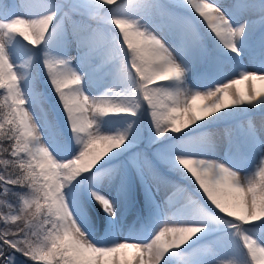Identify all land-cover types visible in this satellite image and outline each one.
<instances>
[{"label":"snow or ice","instance_id":"1","mask_svg":"<svg viewBox=\"0 0 264 264\" xmlns=\"http://www.w3.org/2000/svg\"><path fill=\"white\" fill-rule=\"evenodd\" d=\"M0 264H264V0H0Z\"/></svg>","mask_w":264,"mask_h":264},{"label":"rangeland","instance_id":"2","mask_svg":"<svg viewBox=\"0 0 264 264\" xmlns=\"http://www.w3.org/2000/svg\"><path fill=\"white\" fill-rule=\"evenodd\" d=\"M5 2H8V1L5 0ZM17 2H19V0H17ZM202 31H203V29H202ZM73 54H75V49L74 48H73ZM248 67H249V70H253V68H254V66L251 65V64H249ZM257 86L259 87V84ZM239 87H241L243 89L245 87V85L241 84V85H239ZM255 115H256L257 120H259L260 117H261V113L257 112ZM224 127H226V125L222 124L218 128H213V131H220ZM223 151H224L223 142L221 141L219 143V146L217 147V155L218 156H222L223 155ZM182 183L184 185L190 187V188L193 187V185H191V183L188 182V181H183ZM157 197H158V199H162L163 198V193H158ZM177 197H179V193L177 194ZM134 216H135V209H133L132 213L129 215V220L131 221L134 218Z\"/></svg>","mask_w":264,"mask_h":264},{"label":"trees","instance_id":"3","mask_svg":"<svg viewBox=\"0 0 264 264\" xmlns=\"http://www.w3.org/2000/svg\"><path fill=\"white\" fill-rule=\"evenodd\" d=\"M6 1L10 2V0H6Z\"/></svg>","mask_w":264,"mask_h":264}]
</instances>
